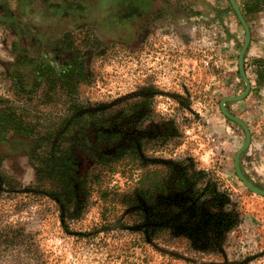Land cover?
<instances>
[{
    "label": "rangeland",
    "instance_id": "obj_1",
    "mask_svg": "<svg viewBox=\"0 0 264 264\" xmlns=\"http://www.w3.org/2000/svg\"><path fill=\"white\" fill-rule=\"evenodd\" d=\"M76 1L97 6L95 0ZM212 1L156 0L152 7L156 15L143 18L144 28L139 33H115L106 23L84 13L47 28L41 24L42 31L49 34L56 35L61 27L75 30L81 46L80 28L90 29L100 40L95 49L83 48L92 74L90 81L78 88L76 99L85 107L79 112L112 110L145 101L150 110L145 125L165 124L174 135L144 141L141 151L147 160H124L114 166V171L107 170L99 190L91 194L78 218H68L50 197L23 191L0 195V228L23 227L34 241L29 250L21 241L13 244L0 236V264H45L44 252H49L52 264H264V196L253 193L238 179L233 159L245 132L219 107L223 97L237 95L245 88L237 62L245 32L231 11L236 27L229 33L230 39L218 4H231L229 0ZM243 1L236 0L241 5ZM24 6L27 8V3ZM17 8L18 0H0V97L30 109L41 126H57L68 112L67 101L32 107L13 93L9 72L16 61L12 45L19 34L18 21L14 22L9 13ZM262 17L256 23L263 27L253 33L247 17L245 20L250 38L253 35L252 45L243 55L249 93L240 100L226 101L225 108L241 118L250 131V142L239 159L240 169L264 189V78H258L260 68L252 60L264 45ZM29 18L41 20L34 15ZM30 38L28 35L23 42ZM99 48L105 50L96 52ZM5 151L4 166L19 181L18 189L35 185L34 170L25 152ZM163 160L190 161L217 181L220 195L210 204L203 203L216 215L210 214L207 206H199L196 213L192 201L189 217L175 220L171 229L150 235L151 231L140 228L155 221L140 222L138 213L129 212L135 197L144 205L135 190L140 182L147 185L148 178L166 176ZM175 201H180L179 194ZM165 209L169 214L174 208L169 204ZM186 235L207 236V242L204 239L202 249L195 248Z\"/></svg>",
    "mask_w": 264,
    "mask_h": 264
},
{
    "label": "trees",
    "instance_id": "obj_2",
    "mask_svg": "<svg viewBox=\"0 0 264 264\" xmlns=\"http://www.w3.org/2000/svg\"><path fill=\"white\" fill-rule=\"evenodd\" d=\"M48 5L53 6L45 0H18L17 11L9 13L14 22L18 21L19 34L18 41L12 45L16 61L9 72L11 87L17 98L32 107L63 99L68 103V112L57 126H41L30 109L17 107L0 97V195L23 191L37 197H50L68 218H78L86 209L91 194L99 190L107 170L114 171V166L124 160L131 163L147 160L141 151L144 141L171 138L174 133L165 124L145 125L150 118L145 101L112 110L97 108L79 112L85 107L76 99L78 88L90 81L92 74L87 67V51L83 48L95 49L100 40L87 28L78 29L82 46L77 43L73 29L61 27L56 35L42 31V20L37 13ZM241 6L246 20L249 14L264 8V0L247 1ZM229 8L234 12L231 5ZM61 12L56 23L68 19ZM31 15L40 21L31 20ZM28 35L30 40L23 42ZM104 50L99 48L96 52ZM260 75L257 73L258 78ZM6 148L16 150L18 154L25 152L34 170L35 185L18 189L19 181L4 166ZM246 149L247 146L239 159ZM162 163L167 168L166 176L148 178L147 185L140 182L135 190L144 205L135 197L129 212L138 213L140 222L155 221L140 228L151 231L150 235L159 229H171L175 220L189 217L192 201L196 213L200 207L207 206L210 214L216 215L213 208L203 204H210L211 199L220 195L217 181L212 176L203 169H196L190 161L163 160ZM176 194L180 195V201H175ZM169 204L174 209L167 215L165 208ZM2 210L0 206V217ZM168 217L171 219L164 223ZM0 236L13 244L21 241L29 250L34 246L30 233H25L20 226L6 225L0 228ZM186 236L187 242L195 248L202 249L203 240L207 242V236ZM43 259L45 264L53 262L49 252L43 253Z\"/></svg>",
    "mask_w": 264,
    "mask_h": 264
},
{
    "label": "flooded vegetation",
    "instance_id": "obj_3",
    "mask_svg": "<svg viewBox=\"0 0 264 264\" xmlns=\"http://www.w3.org/2000/svg\"><path fill=\"white\" fill-rule=\"evenodd\" d=\"M52 3L53 6H45L39 9L38 15L42 20L43 28L56 25V18L62 9L67 18L93 16L96 21L106 23L107 27L115 33H139L143 18L156 15L152 9L156 0H102L97 6L88 7L76 0H45ZM163 1V0H160ZM165 2V0H164ZM59 10V12H58ZM58 20V19H57Z\"/></svg>",
    "mask_w": 264,
    "mask_h": 264
},
{
    "label": "water",
    "instance_id": "obj_4",
    "mask_svg": "<svg viewBox=\"0 0 264 264\" xmlns=\"http://www.w3.org/2000/svg\"><path fill=\"white\" fill-rule=\"evenodd\" d=\"M238 20L240 21V23L242 24L243 28H244V32H245V37H244V41L242 43L241 49L239 51L238 54V58H237V62H238V69H239V73L245 83V88L244 90L237 94V95H228L223 97L220 100L219 103V107H220V111L223 113V115H225L226 117H228L229 119L237 122L244 130L245 132V140L244 142L239 146V148L236 150L235 155H234V159H233V167L234 170L236 172V175L238 177V179L240 180V182L250 191H252L255 194H258L260 196H264V189L257 187L256 185H254L253 183H251L243 174V172L240 169L239 166V155L240 153L245 149V147L249 144L250 142V131L249 128L247 126V124L238 116L233 115L232 113H230L226 108H225V102L226 101H235V100H240L244 97L247 96V94L249 93L250 90V81L246 75L245 72V68H244V62H243V55L245 53V50L247 48V45L249 43L250 40V29L243 17V14L240 10L239 4L236 2V0H229Z\"/></svg>",
    "mask_w": 264,
    "mask_h": 264
},
{
    "label": "crops",
    "instance_id": "obj_5",
    "mask_svg": "<svg viewBox=\"0 0 264 264\" xmlns=\"http://www.w3.org/2000/svg\"><path fill=\"white\" fill-rule=\"evenodd\" d=\"M239 1V0H238ZM243 1V0H242ZM247 1H251V0H245V1H243V3H245V2H247ZM213 3H215L216 1L215 0H213L212 1ZM239 5H241V2H240V4ZM218 6H220V13L219 14H222L221 15V17H225V19H226V22H227V24H228V29H227V34H228V37L231 39V35H229V33H231L232 32V28L234 27H236V25H235V17H234V15H233V13L231 12V10L229 9V4L227 3H220V4H218ZM262 16H264V8H261L260 10H258L257 12H254V13H252V14H249L248 16H247V23L249 24V26H250V28H251V33H253L254 32V29L256 28V29H261V27H263L262 26V24H257L256 22L258 21V19H261V18H263ZM257 20V21H256ZM252 23L254 24V23H256V25L255 26H253L252 25ZM233 37V36H232ZM253 37V35H251V38ZM250 38V42H249V44H248V49L247 50H249V48L251 47V45H252V41H253V39H251ZM260 50H259V53H257L256 55H254V57L252 58V60H253V62H255V64H257V67H259L260 68V70L258 71V72H260V78H264V61H263V57H264V45H260V48H259Z\"/></svg>",
    "mask_w": 264,
    "mask_h": 264
},
{
    "label": "built area",
    "instance_id": "obj_6",
    "mask_svg": "<svg viewBox=\"0 0 264 264\" xmlns=\"http://www.w3.org/2000/svg\"><path fill=\"white\" fill-rule=\"evenodd\" d=\"M208 62L206 61V64H207Z\"/></svg>",
    "mask_w": 264,
    "mask_h": 264
}]
</instances>
